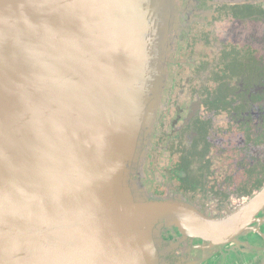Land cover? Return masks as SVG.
Wrapping results in <instances>:
<instances>
[{"label":"water","instance_id":"1","mask_svg":"<svg viewBox=\"0 0 264 264\" xmlns=\"http://www.w3.org/2000/svg\"><path fill=\"white\" fill-rule=\"evenodd\" d=\"M177 13L176 0H0V264H169L190 238L183 264H234L225 247L264 190L214 219L134 178Z\"/></svg>","mask_w":264,"mask_h":264},{"label":"flooded vegetation","instance_id":"2","mask_svg":"<svg viewBox=\"0 0 264 264\" xmlns=\"http://www.w3.org/2000/svg\"><path fill=\"white\" fill-rule=\"evenodd\" d=\"M176 4L165 87L134 178L150 200L179 199L221 219L264 190V0ZM252 220L239 245L225 247L231 263L236 253L264 264V206ZM163 239L167 248L182 236ZM193 246L182 241L164 257L183 264Z\"/></svg>","mask_w":264,"mask_h":264}]
</instances>
